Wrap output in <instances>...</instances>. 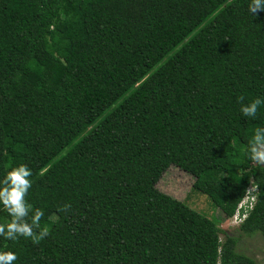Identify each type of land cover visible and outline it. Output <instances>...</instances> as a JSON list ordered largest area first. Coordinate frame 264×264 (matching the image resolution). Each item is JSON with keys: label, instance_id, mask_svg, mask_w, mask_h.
I'll use <instances>...</instances> for the list:
<instances>
[{"label": "trees", "instance_id": "trees-1", "mask_svg": "<svg viewBox=\"0 0 264 264\" xmlns=\"http://www.w3.org/2000/svg\"><path fill=\"white\" fill-rule=\"evenodd\" d=\"M249 2L0 0V179L26 165V200L56 229L0 237L13 264H255L236 251L264 239V166L245 153L264 104L245 117L237 100L264 98ZM170 166L223 219L259 184L235 235L156 188Z\"/></svg>", "mask_w": 264, "mask_h": 264}, {"label": "clouds", "instance_id": "clouds-1", "mask_svg": "<svg viewBox=\"0 0 264 264\" xmlns=\"http://www.w3.org/2000/svg\"><path fill=\"white\" fill-rule=\"evenodd\" d=\"M248 11L255 14L264 11V0H250ZM240 104V111L245 117H256L258 109L264 104V98L257 97L250 102H245L246 98L241 95L237 98ZM245 153L251 163L261 167L264 166V127L254 129V134L248 141ZM31 170L26 165L11 167L6 175L0 179V206L8 213L10 220L0 223V237L15 241L18 237L30 238L34 243H39L50 235L47 226H41V219L44 212L41 209L33 210L27 202L26 195L32 186L29 179ZM259 184L251 183L246 189L251 195L253 202L258 201L257 191ZM256 193V195H252ZM71 205L64 204L59 207V211H70ZM17 260L15 253L11 251H0V264H13Z\"/></svg>", "mask_w": 264, "mask_h": 264}, {"label": "rangeland", "instance_id": "rangeland-1", "mask_svg": "<svg viewBox=\"0 0 264 264\" xmlns=\"http://www.w3.org/2000/svg\"><path fill=\"white\" fill-rule=\"evenodd\" d=\"M193 180L189 174L170 166L162 173L155 186L161 193L183 203L206 218L218 221L219 228L224 232L235 235L239 223L235 224L229 218L223 219L221 213L210 204L209 200L192 188ZM54 219L51 217L52 221ZM55 232L56 229H53L50 233L53 235ZM219 238L221 240L222 236ZM236 251L253 259L255 264H264V239L259 235L240 236L236 244Z\"/></svg>", "mask_w": 264, "mask_h": 264}, {"label": "built area", "instance_id": "built-area-1", "mask_svg": "<svg viewBox=\"0 0 264 264\" xmlns=\"http://www.w3.org/2000/svg\"><path fill=\"white\" fill-rule=\"evenodd\" d=\"M250 188V186L248 187ZM247 188V189H248ZM253 193L252 195H254ZM253 200L249 192H245L244 197L237 204L234 214L229 218L230 221L237 224L240 223L246 216V213L251 209Z\"/></svg>", "mask_w": 264, "mask_h": 264}]
</instances>
